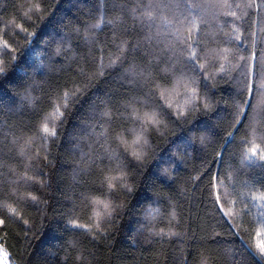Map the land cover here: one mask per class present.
Masks as SVG:
<instances>
[{"label":"trees","instance_id":"1","mask_svg":"<svg viewBox=\"0 0 264 264\" xmlns=\"http://www.w3.org/2000/svg\"><path fill=\"white\" fill-rule=\"evenodd\" d=\"M262 5L0 0L14 264H264Z\"/></svg>","mask_w":264,"mask_h":264},{"label":"rangeland","instance_id":"2","mask_svg":"<svg viewBox=\"0 0 264 264\" xmlns=\"http://www.w3.org/2000/svg\"><path fill=\"white\" fill-rule=\"evenodd\" d=\"M264 156V153L259 154L258 151H252L248 154V159L250 161H264L261 157ZM262 236L264 237V233L259 234V238L257 240V243L262 245ZM0 264H14L12 260L9 257V254L6 252V250L0 245Z\"/></svg>","mask_w":264,"mask_h":264},{"label":"snow or ice","instance_id":"3","mask_svg":"<svg viewBox=\"0 0 264 264\" xmlns=\"http://www.w3.org/2000/svg\"><path fill=\"white\" fill-rule=\"evenodd\" d=\"M262 7H264V5H262ZM253 58L255 59V56H254ZM189 60L191 61V58H190ZM260 61H264V54L261 55V57H260ZM129 71H130V72H135L136 69L133 68V69H130ZM248 106L251 107V102H249ZM44 131H45V132L48 131L47 126L44 128ZM140 139H141V138H140L139 136H137L135 143L138 144V143L140 142ZM145 143H146V141H145ZM133 156H135L137 159L140 158L139 153H137V152H133ZM261 158L264 159V156H262ZM96 202L99 203V201H96ZM105 207H107V205H105ZM97 215H99V214H97ZM260 255H261V256H264V245L260 246Z\"/></svg>","mask_w":264,"mask_h":264}]
</instances>
